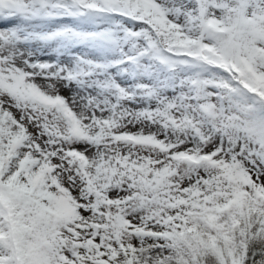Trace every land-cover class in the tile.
I'll return each mask as SVG.
<instances>
[{
    "label": "snow or ice",
    "instance_id": "1",
    "mask_svg": "<svg viewBox=\"0 0 264 264\" xmlns=\"http://www.w3.org/2000/svg\"><path fill=\"white\" fill-rule=\"evenodd\" d=\"M0 264H264V0H0Z\"/></svg>",
    "mask_w": 264,
    "mask_h": 264
}]
</instances>
